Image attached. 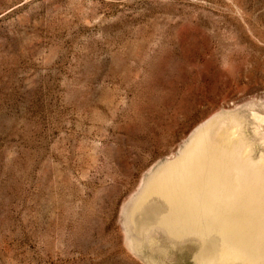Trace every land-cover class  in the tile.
Listing matches in <instances>:
<instances>
[{"label":"rangeland","instance_id":"1","mask_svg":"<svg viewBox=\"0 0 264 264\" xmlns=\"http://www.w3.org/2000/svg\"><path fill=\"white\" fill-rule=\"evenodd\" d=\"M0 264H264V0H0Z\"/></svg>","mask_w":264,"mask_h":264}]
</instances>
